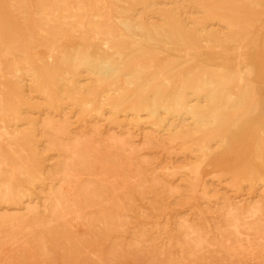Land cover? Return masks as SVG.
I'll return each mask as SVG.
<instances>
[{
    "label": "rangeland",
    "instance_id": "374dc122",
    "mask_svg": "<svg viewBox=\"0 0 264 264\" xmlns=\"http://www.w3.org/2000/svg\"><path fill=\"white\" fill-rule=\"evenodd\" d=\"M0 70V264H264V0H0Z\"/></svg>",
    "mask_w": 264,
    "mask_h": 264
},
{
    "label": "bare ground",
    "instance_id": "6f19581e",
    "mask_svg": "<svg viewBox=\"0 0 264 264\" xmlns=\"http://www.w3.org/2000/svg\"><path fill=\"white\" fill-rule=\"evenodd\" d=\"M92 1L93 2H104L105 0H92ZM67 8H68V6H67ZM119 24L122 25V27H124L125 29H128V25L126 24V22L124 20H119ZM63 38H64V40H66L68 38V36L64 35ZM104 48L106 50L108 48L106 43L104 44ZM137 52H138V50H137ZM116 55H118V53H116ZM47 57H48V55H47ZM61 60L63 62L70 60L71 62H74L77 65L86 64V63L91 62L90 56L86 52L80 50V46L74 48L72 53L69 56L62 57ZM207 70H208L207 67L201 68V71L199 72V75H198V79H200L203 86L208 88L209 94H210L212 100L214 101V100H216V98H219V99L222 98V99H225L226 101H228L229 103L232 102L233 97L237 96V94L240 90L239 88L241 87L240 81H241L242 76H243V72L241 71V69L237 68L236 71H234L233 77L227 76V75L223 76L224 78H222L221 81L219 83H217L216 85L213 84L212 82H210V80L207 78V74H208ZM247 70H249V69H247ZM0 76L1 77L5 76L1 70H0ZM226 87H232V91L227 90ZM247 88L249 89L250 87H247ZM250 90H252V89L250 88ZM252 92H253V90H252ZM222 108H223V110H225V107H222ZM231 111H233V110H231ZM221 114H223V112H221ZM2 132L7 134L6 130H4V129H2ZM6 189H7V187H6ZM4 196H5V194H4ZM58 207H60V206L58 205Z\"/></svg>",
    "mask_w": 264,
    "mask_h": 264
}]
</instances>
